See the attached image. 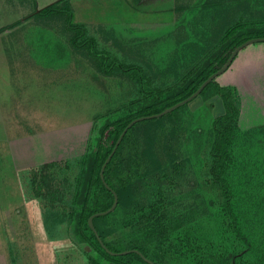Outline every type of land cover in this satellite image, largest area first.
Segmentation results:
<instances>
[{
  "label": "rangeland",
  "instance_id": "374dc122",
  "mask_svg": "<svg viewBox=\"0 0 264 264\" xmlns=\"http://www.w3.org/2000/svg\"><path fill=\"white\" fill-rule=\"evenodd\" d=\"M69 4L74 23L86 27L109 62L139 67L145 88L161 92L182 86L220 43L225 9L230 23H264V0ZM28 25L0 42V264H115L92 239L78 240L69 212L82 159L96 150L100 128L144 113L131 104L151 96L135 72L108 74L102 58L76 48L66 16H33ZM216 82L236 110L226 130L223 171L243 237L233 234L209 174L213 121L225 114L211 87L176 112L132 129L118 159L122 171L112 178L121 205L96 223L114 248L141 246L157 264H216L209 255L222 264H264V43L242 50ZM199 130L197 153L193 132ZM156 202L163 212L169 206L182 226H169L154 241L127 239L119 228L126 214L138 216ZM217 216L230 229L226 242L217 236Z\"/></svg>",
  "mask_w": 264,
  "mask_h": 264
},
{
  "label": "trees",
  "instance_id": "16d2710c",
  "mask_svg": "<svg viewBox=\"0 0 264 264\" xmlns=\"http://www.w3.org/2000/svg\"><path fill=\"white\" fill-rule=\"evenodd\" d=\"M52 15L66 16L67 29L74 33L72 37V44L78 49L87 47L92 57L102 58L101 67L103 71L108 74H111L113 71H115V69H118L123 73L135 72L142 91L146 94H150L151 96L150 99H146L145 101L138 100L131 104V109L133 112L144 113L137 114L135 117L129 119L127 118L126 120H123V117H119V120H122V122L114 126L111 123L109 124V122L112 120L105 121L104 125L100 128V134L96 137V150L89 152L83 157L82 171L78 177V186L73 198L74 211L72 210V212H69V217H72L71 227L73 232L81 242L85 241V237L92 239L98 246L99 251L109 257L111 260L117 262L115 264H148L140 255L132 252L134 250L139 251L147 259L154 262V264H157L149 257L147 250L141 246L136 245L123 249L114 248L111 243L105 240L103 231L99 230L96 225L97 220L101 217L94 219V225L105 246L114 253H122L125 251H129L130 253L127 255L112 256L101 246L96 235L90 229L88 224L89 218L96 213L109 210L114 203L113 193L105 187L101 179V169L110 154L113 152L121 134L133 120L159 114L167 108H170L177 103L189 98L212 74L216 73L226 64L232 52L237 47L241 46L248 40L264 38V23L242 24L243 22L241 23L240 21L234 23L233 25L227 26L220 43L214 47L213 52L200 64V66L196 67L194 70H192L190 75L186 76V82L182 86H178L177 88H174L170 91L161 92L158 90L145 88L144 77L142 70L139 67H126L117 61L109 62L107 55L98 51L95 39L87 37L86 27L81 24L74 23V12L70 7L69 0H58L55 3L40 10V12L37 14V16L41 18ZM16 25H18V23L11 27H15ZM211 87H215L217 94L222 98L225 114L217 117L213 121L214 143L210 152L211 165L209 174L211 176V180L219 188L223 196V211L226 212L227 216L230 218L232 225L231 230L233 231V234L235 236L243 237L237 218V212L234 206L233 193H231L229 184L225 179V174L223 171V163L225 159H227L225 154L228 152L226 130L229 124L236 118V110L230 101L229 95L223 90L222 87H220L216 80L209 84L203 90L201 95H204ZM201 122H203L202 119ZM138 124L139 123H137L127 132L122 143L105 170L106 183L118 194L119 197L117 208L121 205V192L113 184L112 178L117 173H119L121 168V162L119 163L118 161L120 158L119 155L121 149L124 143L127 141L132 129H134ZM199 133L200 130L193 132V141L196 144L197 153L202 146ZM120 171H122V169ZM36 175L37 174L33 175L31 181L34 192L37 191V184L35 183ZM35 194L39 195L37 193ZM161 202H156L149 207L147 206L148 208H145L138 216L130 213L126 214V220L119 225V228L127 239H133L138 243L146 240L154 241L163 234V230H168L169 226L171 230L173 229L172 226H174V224L176 225L179 223L180 226H182L183 220H174L170 217L172 215H176V213L169 214V206L167 208L165 207V212L161 210V207L159 206ZM215 218L216 223L222 222V224H219L218 226L217 236L220 239L224 238L225 242L228 241L230 229L227 230L224 228V221L221 217L217 216ZM178 225L177 227H179ZM209 257L212 258L216 264H222L219 259L215 258V256L209 255ZM97 264H99V262Z\"/></svg>",
  "mask_w": 264,
  "mask_h": 264
},
{
  "label": "water",
  "instance_id": "95a60500",
  "mask_svg": "<svg viewBox=\"0 0 264 264\" xmlns=\"http://www.w3.org/2000/svg\"><path fill=\"white\" fill-rule=\"evenodd\" d=\"M260 43H264V38H255V39H251L248 40L247 42H245L244 44H242L241 46L237 47L231 54V56L229 57L228 61L226 62V64L220 69L218 70L216 73L212 74L201 86L200 88L193 94L191 95L189 98L177 103L176 105L167 108L166 110H164L163 112L159 113V114H155L152 116H147V117H141V118H137L135 120H133L128 126L127 128L123 131V133L121 134L120 138L118 139L115 148L113 150V152L110 154V156L108 157V159L106 160L105 164L103 165L101 172H100V176L101 179L105 185V187L113 193L114 195V203L112 205V207L105 211V212H100V213H96L94 214L92 217L89 218L88 220V224L90 229L94 232V234L96 235L99 243L101 244V246L112 256H117V255H127L130 252L129 251H125L122 253H114L111 252L103 243L101 237L99 236V233L94 225V219L98 218V217H103V216H107L112 214L118 206L119 203V197L118 194L110 187L108 186V184L106 183L105 180V170L107 165L109 164V162L111 161V159L113 158L114 154L116 153L117 149L119 148L120 144L122 143L125 135L127 134V132L133 127L135 126L137 123H140L142 121H146V120H152V119H158L161 117H164L165 115L171 114L172 112L176 111L177 109L189 104L190 102H192L193 100H195L197 97H199L201 95V93L203 92V90L209 85L211 84L214 80H216L219 76L223 75L224 73H226L228 71V69L233 65V63L235 62L236 58L238 57L239 53L244 50L245 48L253 45V44H260ZM138 255H140L148 264H154V262H152L151 260L147 259L145 256H143L139 251L134 250L132 251Z\"/></svg>",
  "mask_w": 264,
  "mask_h": 264
},
{
  "label": "crops",
  "instance_id": "0c3cea01",
  "mask_svg": "<svg viewBox=\"0 0 264 264\" xmlns=\"http://www.w3.org/2000/svg\"><path fill=\"white\" fill-rule=\"evenodd\" d=\"M55 1L56 0H0V42L5 41L8 38V33L11 31H15L22 27H29L28 23L31 21L32 17H38L37 14L40 10ZM228 11L229 10L225 9V15L221 18V22L230 26L233 23H230V20H227ZM225 21H228V23ZM17 23L18 25L11 27ZM27 37L28 40L32 39L30 34H27ZM41 38L42 37L40 36L38 39ZM36 49H40V47H37Z\"/></svg>",
  "mask_w": 264,
  "mask_h": 264
}]
</instances>
